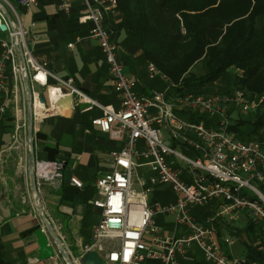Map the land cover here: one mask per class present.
I'll return each instance as SVG.
<instances>
[{
	"label": "built area",
	"instance_id": "2783aa9c",
	"mask_svg": "<svg viewBox=\"0 0 264 264\" xmlns=\"http://www.w3.org/2000/svg\"><path fill=\"white\" fill-rule=\"evenodd\" d=\"M80 1L83 8L79 23L90 24L89 38L97 43L103 55L118 97L117 107L100 105L71 78L58 77L38 63L27 45V30L17 11L8 0H0V25L5 27V36L0 37V128L8 113L11 117L10 143L0 156L5 152L32 153L30 142L33 143L40 125L60 115L62 110L57 103L70 97L72 111L84 114L99 110L100 117L94 118L91 125L113 140H123L122 146L109 154L112 170L95 180L101 197L93 205L100 211V218L93 229L91 243L83 249L84 254L95 252L102 264H143L146 261L180 264L176 257L187 259L188 249L194 245L206 264H257L244 257L229 256L221 245L232 247L237 238L219 239L214 223L230 224L245 213L248 222L259 226L261 242L257 249L264 253V143L237 140L229 131V109L255 114L263 97L249 99L241 90L207 97L177 95L171 101L166 99V93L157 91L149 96L136 95L135 82L116 58L115 31L104 26L108 17L116 16L117 0ZM18 3L25 9L37 4L36 0H18ZM72 47V44L67 46ZM146 71L150 80L165 82L167 90L179 87L152 63L148 62ZM36 87L44 90V103H40L41 93ZM177 109L187 114L196 112L209 117L211 122L207 125L202 121L183 120L176 113ZM150 110H154L153 115ZM164 132L173 141L193 150L195 157L178 153L166 144ZM138 142L143 143L142 151H137ZM168 158L181 167H173ZM139 159L153 176L147 185L141 181L142 190L136 192L133 177ZM34 176L38 183L56 181L59 185L63 179L59 165L46 162L36 164ZM69 184L76 189L82 187L73 177ZM156 186L167 187L178 197L176 202L149 205L146 197ZM213 201L217 202V208L204 223L190 215L191 208L206 207ZM156 215L172 216L174 224L184 227L186 234L162 236L155 224ZM53 228L62 245L59 227ZM58 256L56 253L53 259ZM70 259L72 264H79V258ZM30 262L34 264L35 260Z\"/></svg>",
	"mask_w": 264,
	"mask_h": 264
},
{
	"label": "crops",
	"instance_id": "0c3cea01",
	"mask_svg": "<svg viewBox=\"0 0 264 264\" xmlns=\"http://www.w3.org/2000/svg\"><path fill=\"white\" fill-rule=\"evenodd\" d=\"M8 1L17 11L24 29L27 30L26 42L38 63L44 64L50 73L58 77L71 78L79 89L100 105L117 107L118 97L113 91L112 80L103 55L97 43L89 38L90 24L79 23L78 19L83 8L80 0H69L66 3L64 0H36L37 4L28 9L22 8L18 0ZM117 24L116 17H108L104 22L106 28L113 27L115 31L113 41L117 50L116 58L124 72L135 82L133 89L135 94L149 96L152 91L167 92L168 101L177 97L179 94L176 88L173 93H169L165 82L148 78L146 71L148 62L141 56L139 47L126 39L125 32ZM3 36L5 31L0 29V37ZM69 44L73 45L72 49L67 48ZM36 89L44 94L43 89L39 87ZM61 110L60 115L50 117L40 125L38 133L43 136L38 139L36 134L34 135L32 153L36 164L39 162L58 164L63 179L59 185L56 181L38 183L35 180V183L37 182L39 206L43 216L52 227H59L58 234L62 238V247L70 257L78 259L84 255V247L91 243L93 229L100 218V211L93 205V202L101 197L95 187V180L99 175L112 170L109 154L118 150L123 140H113L91 125L94 118L100 117L97 109L84 114L77 111L66 113L62 108ZM176 113L183 120H189V117L195 115L203 117L200 121L207 125L211 122L209 117L201 116L196 112L187 114L177 109ZM153 114L154 110H150V115ZM10 121L11 117L8 113L0 128V153L6 150L10 143ZM163 140L178 153L190 158L195 157L193 150L185 148L180 142L173 141L166 132L163 133ZM46 149L55 153L49 154ZM142 150L143 143L138 142L137 151ZM11 154H15L17 158L14 159ZM1 156L0 257L7 264H31L30 260H33L37 250L33 232L39 227L47 231L33 199L29 176L31 153L5 152L4 157ZM168 160L173 167H181L180 163L176 164L172 158ZM136 162L138 166L133 177V190L140 192L142 190L140 182H145L147 185L153 172L143 165V160L139 159ZM67 170L71 173L70 177L82 183L80 189L74 188L69 182L65 183L64 174ZM146 198L149 205H167L176 202L178 197L167 187L156 186ZM216 208L217 202L213 201L206 207L191 208L190 215L196 221L204 223ZM246 218V214L241 213L239 220L230 224L216 221L214 226L219 239L235 236L238 242L236 234L249 223ZM154 220L162 236L181 237L187 232L184 227L174 224L172 216L156 215ZM239 222H242L243 226L238 225ZM49 241L54 245L52 239ZM258 245L259 242L254 245L256 249ZM232 247L225 246L227 248L225 249L224 245H221L229 256H236ZM56 251L59 255L57 259L39 263L35 261L34 264H54V262L67 264L57 249ZM187 257L184 259L177 256L176 261L180 264H206L194 245L188 249ZM143 264L161 263L146 261Z\"/></svg>",
	"mask_w": 264,
	"mask_h": 264
},
{
	"label": "trees",
	"instance_id": "16d2710c",
	"mask_svg": "<svg viewBox=\"0 0 264 264\" xmlns=\"http://www.w3.org/2000/svg\"><path fill=\"white\" fill-rule=\"evenodd\" d=\"M116 10L117 26L126 39L171 83L179 85V95L207 97L241 90L249 99L263 97L257 112L248 115L253 121L239 118L244 112L230 108L229 131L237 140L264 143V0H117ZM213 16L220 23L209 29L207 21ZM198 62L203 63L200 75L190 71ZM230 69L241 74L233 79L234 88L205 92L222 77L232 79ZM202 118L194 115L189 121ZM36 136L41 139L43 135ZM242 232L250 240L242 243L245 258L264 264V253L254 246L260 241L259 226L249 222L237 234ZM0 264L7 263L0 257Z\"/></svg>",
	"mask_w": 264,
	"mask_h": 264
},
{
	"label": "water",
	"instance_id": "95a60500",
	"mask_svg": "<svg viewBox=\"0 0 264 264\" xmlns=\"http://www.w3.org/2000/svg\"><path fill=\"white\" fill-rule=\"evenodd\" d=\"M1 30H5V27L1 25L0 27ZM24 83L27 85V78H24ZM39 101L40 103H44V97L42 94L39 95ZM57 105L62 108L63 110L66 111V113H71L72 109V99L70 97L65 98L60 100ZM29 138L31 139V121L29 123ZM30 145H32V142H30ZM35 166H36V161L34 158L33 153H31V166L29 168V176L32 182V189H33V199L35 202V205L37 207V211L39 214H41L43 218V222L47 228V231L41 227L37 228L34 232V242L37 246L36 253L33 255V259L36 262H45L48 260L53 259L56 256V249L58 250L59 254L62 255L64 261L67 264H72L70 257L67 255V252L65 249L62 247L58 236L56 235L54 228L52 225L46 220V218L43 216L42 209L39 206V198H38V193H37V187L35 183V178H34V171H35ZM70 171H65L64 178H65V183L69 182L70 178ZM50 239L54 241V245L50 243ZM79 264H102L101 259L95 252H88L82 255L78 259Z\"/></svg>",
	"mask_w": 264,
	"mask_h": 264
},
{
	"label": "rangeland",
	"instance_id": "374dc122",
	"mask_svg": "<svg viewBox=\"0 0 264 264\" xmlns=\"http://www.w3.org/2000/svg\"><path fill=\"white\" fill-rule=\"evenodd\" d=\"M207 22H208V25H209V29H214L216 27V25L220 23V21L215 16L209 17ZM259 29H260V23H259ZM190 71L193 74L200 75L203 72V63L202 62L196 63L190 69ZM228 74H229V76L232 79L227 80V77H222L215 84H212V86H209L208 88H206V91L205 92H209V93H219L221 91H225L224 86L226 87V90H227V87H228V90H229L230 89V86H232V88H234L235 86L232 85L233 84L232 83L233 82V79L235 80V78L241 76V74H240L239 71H237L235 69H230ZM164 86H165V89H166V85L165 84H164ZM168 91H169V93H173V91H175V89L174 88H170ZM165 93L167 94V92H165ZM248 115L249 114H247V113H242L241 114L242 117H239V118L248 119L250 121H253V118L254 117H248ZM263 135H264V129H263ZM1 157H4V156L2 155ZM12 157H14V159L17 158L15 154H13ZM238 225L243 226V223L242 222H239ZM236 236L238 237L239 241L236 242V244L232 247L233 253L237 257L242 258L243 257V250H244V247H243L242 243L247 244L250 240H248V238L245 235V233H241L240 236H238V234H236ZM224 248H225V246H224ZM225 249H227V248H225Z\"/></svg>",
	"mask_w": 264,
	"mask_h": 264
}]
</instances>
